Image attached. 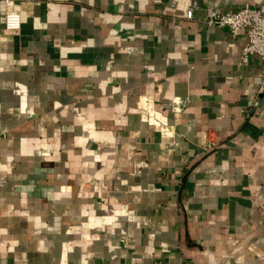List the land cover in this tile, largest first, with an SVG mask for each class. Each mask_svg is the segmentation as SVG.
Returning a JSON list of instances; mask_svg holds the SVG:
<instances>
[{"label":"crops","instance_id":"0c3cea01","mask_svg":"<svg viewBox=\"0 0 264 264\" xmlns=\"http://www.w3.org/2000/svg\"><path fill=\"white\" fill-rule=\"evenodd\" d=\"M6 1L0 264H264L262 62L239 63L245 30L186 19L194 0H14L10 31Z\"/></svg>","mask_w":264,"mask_h":264},{"label":"built area","instance_id":"2783aa9c","mask_svg":"<svg viewBox=\"0 0 264 264\" xmlns=\"http://www.w3.org/2000/svg\"><path fill=\"white\" fill-rule=\"evenodd\" d=\"M157 3L161 0H156ZM204 12L202 22L208 26H220L228 28L231 38L235 39L242 30L246 32V43L241 51L239 63L247 65L253 56H257L262 62V84L261 91L264 88V5L245 4L238 9H224L223 7L208 2L202 3L194 0L184 17L188 20H194L197 13ZM5 27L10 31H19L22 28V15L16 8L14 0L6 1L4 13ZM178 17L174 16L173 20ZM143 120L152 126L165 130L167 126L156 114L154 103L147 101L142 103ZM175 110L179 106L174 105ZM214 146L210 142L205 149ZM155 264H159L156 262Z\"/></svg>","mask_w":264,"mask_h":264}]
</instances>
